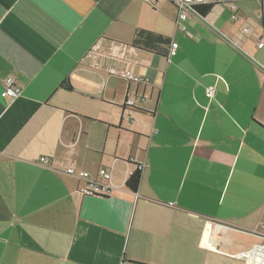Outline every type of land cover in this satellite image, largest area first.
<instances>
[{"label":"crops","instance_id":"crops-1","mask_svg":"<svg viewBox=\"0 0 264 264\" xmlns=\"http://www.w3.org/2000/svg\"><path fill=\"white\" fill-rule=\"evenodd\" d=\"M176 18L168 0H0V89L21 87L0 97V264H245L261 242L264 0ZM138 29L175 51L133 47ZM102 167L105 196L66 172Z\"/></svg>","mask_w":264,"mask_h":264},{"label":"built area","instance_id":"built-area-1","mask_svg":"<svg viewBox=\"0 0 264 264\" xmlns=\"http://www.w3.org/2000/svg\"><path fill=\"white\" fill-rule=\"evenodd\" d=\"M142 1H151V0H142ZM175 7L177 18L176 21L179 23L180 20H185L187 14L194 10L195 5L205 4V3H219L225 2V0H168ZM228 7L233 12L231 15L232 19H236V5L233 2L228 3ZM178 29L184 32L186 35L190 36V33L186 29L184 25H178ZM249 28L245 27L242 30V33H248ZM258 48L263 46V41L258 40L256 43ZM176 48L175 42H170L167 50V55H171ZM119 76L125 78L130 81L139 82L140 79L135 77L130 71H122L119 73ZM21 91V87L16 81V79L9 75L2 79L1 81V89H0V97L1 98H9L13 99L19 95ZM214 93V89L212 87L206 88V96L212 97ZM125 105H132V99H126ZM264 125V123H263ZM40 163L47 164L48 159L45 156H41L39 158ZM66 172L70 175H75L79 178L83 184L78 188V193L83 195H94V196H105L110 193L109 186V177L110 174L106 168H100L98 170L97 178H90L89 174L86 171H78L75 172L72 168H67ZM237 256L244 260L245 264H264V234L261 238V242L254 243L249 249L244 250L237 254Z\"/></svg>","mask_w":264,"mask_h":264},{"label":"trees","instance_id":"trees-1","mask_svg":"<svg viewBox=\"0 0 264 264\" xmlns=\"http://www.w3.org/2000/svg\"><path fill=\"white\" fill-rule=\"evenodd\" d=\"M213 4L216 3H205V4L195 5L194 10H196L201 14H205L212 8ZM170 42L171 39L167 36L158 33H153L145 29H138L135 31L134 37L132 38L130 44L133 47L139 49H144L159 55L167 56V50ZM59 87L63 88L64 90H71V85L68 79L62 81ZM139 180H140V169L135 168L133 171H131V173L128 175L125 181L126 188H128L132 192H136L138 188Z\"/></svg>","mask_w":264,"mask_h":264}]
</instances>
